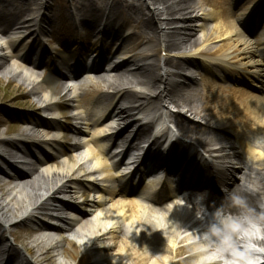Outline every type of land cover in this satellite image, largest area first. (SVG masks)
Wrapping results in <instances>:
<instances>
[{
  "label": "bare ground",
  "instance_id": "6f19581e",
  "mask_svg": "<svg viewBox=\"0 0 264 264\" xmlns=\"http://www.w3.org/2000/svg\"><path fill=\"white\" fill-rule=\"evenodd\" d=\"M13 1L18 3L14 12L8 1L0 6V14L14 19L8 27L0 19V34L12 36L10 41L0 36L2 47L12 50L9 55L0 50V74L26 86L46 118L31 123L18 139L0 140V188L28 180L39 164L48 168L46 162L56 152L60 156L51 164L63 159V168L57 170L54 183L34 196L18 202L11 199V191L6 199L0 198V264H41L42 257L50 254L55 264L203 261L207 255L191 253L198 247L189 237L180 240L173 228L158 233L142 224L148 212L130 199L133 192L122 187L138 176L122 173L127 165L116 160V150L119 142L150 141L152 123L162 128L172 125L174 131L167 127L151 143L150 151L160 162L179 167L188 179L206 178L215 189L210 200L224 199L222 188L231 190L242 178L261 185L250 198L253 204L264 197V31L257 36L262 27L257 13L261 15L264 0H240L237 10L244 5L245 12L239 14L233 10L236 0H173V7L170 0H69L70 12L80 22L45 36L56 18L58 0ZM256 8L259 12L248 17ZM42 35H59L58 47L43 50ZM18 46L23 48L18 51ZM116 48L122 49L121 57L115 55ZM86 53L99 62H112L114 72L125 77V84L113 89L119 93L72 99L55 89L52 78L59 68ZM10 59L14 62L8 66ZM45 68L50 70L46 79L30 70ZM198 69L212 78L197 75ZM210 92L220 97L214 111L199 106ZM172 105L177 113L170 110ZM39 128L51 130L53 136H42ZM88 135L91 150L83 164L79 141ZM168 138L176 142L162 150ZM95 206L104 211L99 219H90ZM130 211L134 215L126 216ZM175 217L181 221L180 211ZM24 224L37 231L35 245L26 250L11 239L13 230ZM74 224L77 230L72 229ZM115 248L119 252L112 261L106 253ZM160 253L163 256L151 261ZM186 253L192 256L180 258ZM199 264L220 262L210 259Z\"/></svg>",
  "mask_w": 264,
  "mask_h": 264
},
{
  "label": "rangeland",
  "instance_id": "374dc122",
  "mask_svg": "<svg viewBox=\"0 0 264 264\" xmlns=\"http://www.w3.org/2000/svg\"><path fill=\"white\" fill-rule=\"evenodd\" d=\"M169 4L174 6L173 0L169 1ZM207 7L204 6V10ZM101 14L98 16L100 17ZM1 20L5 21H12L14 20L13 17L10 15H0ZM73 25V16L70 12V3L69 0H58V12L56 13V18L54 19V22L46 27V31L44 34L49 35L50 31H53L57 27L61 28H68L69 26ZM213 25L215 24H209V27L212 28ZM49 30V31H48ZM261 34V32L259 33ZM203 35L202 30L198 31V38H200ZM59 35L51 37H46L43 38V41L46 43L43 44V50H49L52 47H57V39H59ZM53 40V41H51ZM41 42V41H40ZM23 47L18 46V51L21 50ZM152 48V47H151ZM6 54H10L11 50L10 49H4L2 50ZM145 52V51H144ZM163 58H166V53L162 54ZM14 61L10 59L8 61V66L11 65ZM43 69L39 73L36 72L37 75L42 76L44 74ZM197 75H204L207 78H212L211 74H205L201 69H198V74ZM47 76V72L45 73V77ZM232 85V83L229 81H226L225 83L223 81H218V85ZM171 85V84H170ZM202 90V89H200ZM29 90L27 89L26 86L22 85V83L16 79H11V78H5L2 74H0V140L4 139L6 141H12L15 139L20 138L21 134L24 131H27L30 129V124L38 122L42 120L43 118H46V115L42 112L40 109L39 105L37 104L36 100L28 94ZM97 93V92H96ZM135 95V94H134ZM220 104V97L216 92H210L206 98H201L199 100V105L201 107L205 106L207 107L210 111H214L215 108H217ZM170 110L172 112H177L179 110L175 106H171ZM181 111H185L182 108L180 109ZM190 119H193L190 114H187ZM198 121H202L199 118L197 119ZM188 124V123H187ZM152 129L153 125L148 127V136L152 134ZM39 132L41 133L42 136L44 137H52L53 133L51 130H47L46 128H39ZM92 130L90 131V133ZM89 135L86 136L85 139H83L80 144H81V149L84 151V156L87 155V151L91 150V145L87 144V141L89 139ZM185 141V140H184ZM1 150V149H0ZM192 153V151H191ZM52 162L56 161L58 158L57 156H60L57 152L53 153L52 155ZM86 168H89V166H86ZM9 174L11 172L8 170L6 171ZM31 172V171H30ZM98 179L101 178V176H97ZM9 195V190L6 189L5 191L3 190V187L0 188V198L1 199H6ZM96 199L98 196L95 197ZM66 199V198H65ZM68 202V201H67ZM112 204L109 202L108 203V208H111ZM104 211L103 208L100 206H95L91 213H90V219L91 218H96L99 219L100 216L102 215V212ZM129 213H126V216H129ZM127 217L124 218V224H127L126 221ZM72 229L77 230L76 225L74 224L72 226ZM36 229L34 227H31L29 224H24L21 226L16 227L13 230V236H12V242L14 245L18 248L22 249H27L31 248L35 245V240H34V235L36 234ZM154 232H157L154 230ZM159 233V232H158ZM161 233V232H160ZM118 243H120L121 239L118 237L116 239ZM196 251V250H195ZM194 251V252H195ZM119 252V248L112 249L109 253H106L107 257L114 261L117 259V255ZM191 252V253H194ZM191 253H186L182 255L180 258H186V257H191ZM53 255L50 254L48 256L42 257L41 264H55L54 261L55 259H52ZM161 257V253L159 255L152 256L151 261H155V257ZM173 258V255H169V258ZM52 259L51 261H49ZM89 262H92L93 259L91 257L88 258Z\"/></svg>",
  "mask_w": 264,
  "mask_h": 264
},
{
  "label": "clouds",
  "instance_id": "9594fccd",
  "mask_svg": "<svg viewBox=\"0 0 264 264\" xmlns=\"http://www.w3.org/2000/svg\"><path fill=\"white\" fill-rule=\"evenodd\" d=\"M260 187L257 180L242 178L241 184L231 190L222 188L224 199L212 212L199 207L197 218L207 217L198 236L202 250L212 249L225 264H252V254L264 252V246L257 243L264 241V197L255 204L249 199V194Z\"/></svg>",
  "mask_w": 264,
  "mask_h": 264
}]
</instances>
